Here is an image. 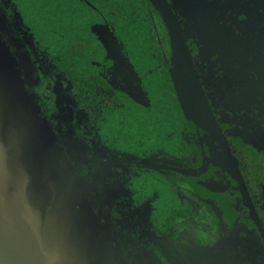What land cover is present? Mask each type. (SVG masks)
Returning a JSON list of instances; mask_svg holds the SVG:
<instances>
[{
    "label": "flooded vegetation",
    "instance_id": "flooded-vegetation-1",
    "mask_svg": "<svg viewBox=\"0 0 264 264\" xmlns=\"http://www.w3.org/2000/svg\"><path fill=\"white\" fill-rule=\"evenodd\" d=\"M81 1L92 6L88 0ZM146 1L154 10L152 12L154 23L157 24L156 30L163 49V43L167 44L170 39L168 31L158 12L156 16V10L150 0ZM167 1L182 27L194 68L212 114L238 163V170L264 230V0ZM245 15L249 19L242 22L241 16ZM253 15L256 20H252ZM161 23L165 29L161 28ZM97 26L106 27L115 35L121 46V56L107 51L94 30ZM92 31L105 49L103 59L91 61L97 73L91 82L99 91V95L102 94L101 103L115 104L117 94L121 93L149 108L151 102L144 81L130 56L124 52V45L114 33L112 25L96 24L92 26ZM0 34L6 42L14 43L13 51L18 59L25 61L28 52L31 56L34 55L38 72L53 80L49 83L50 86L53 84L54 87V83L58 85V74L50 69L49 61L39 55L21 13L16 6L10 5V0H0ZM83 48L84 45L71 47L62 58L65 60L75 58ZM73 51L75 54L70 56ZM168 55L164 53L167 58ZM24 74L33 84L38 83V78L39 82H42L38 75L31 77L30 72ZM141 90L146 95L145 100L140 96ZM55 91L53 89L56 95ZM43 97L48 102L50 97L46 91ZM60 108L62 103L57 101L55 110L52 107L48 109L47 117H50L52 122L56 114L60 115L58 113ZM79 123L82 122L79 120ZM187 124L191 128L190 145L196 152V158L188 159L187 164L177 159H166L162 153L152 154L140 160L127 155V152H122L126 154L119 156L113 153L107 158L108 150L105 146L94 141L99 139L98 133L92 137L85 135L84 130L79 133L80 137L90 144L85 142L87 145L84 144L79 149V153H84L89 160L88 163L82 162L83 165H88L86 175L96 174L95 180L98 182L105 180L116 201L117 214L121 216L119 218L115 216L114 229L124 228L121 238L130 240L131 237L134 247L140 249L154 264H195L191 251L203 246L202 241L195 236L196 227L200 226L202 219L211 218L214 235L211 239L204 240L207 243L205 246L208 247L218 241L219 235L216 234L221 233L220 223L223 220L228 229L225 230L226 233L233 229L232 234L236 233L238 237L230 235L234 240L231 245L232 256L244 255L249 262L245 264H264V233L258 223L252 220L251 210L246 205L238 183L229 173L230 167L226 159L221 155V150L216 149L217 144L208 133L198 129L192 121L187 120ZM60 135L62 136L61 132ZM115 143L113 145L119 148ZM186 152H189V148ZM148 162L158 167L146 164ZM222 163L228 171L217 166ZM192 164L196 166L191 168ZM166 166H173L179 170H198L200 175L185 176ZM146 169L170 178L173 182V191L188 201L191 210L184 219L185 225L180 224L178 217L168 232L161 234L154 229L150 220L152 214L150 201L143 202L139 207L133 206L131 196L124 185L139 171ZM258 173L260 180L256 175ZM187 179H192L196 187L207 188L205 190L208 194H199L195 187L190 186ZM216 204L220 207L222 204L227 206L232 215L231 221L228 217L221 218L219 212L215 210L213 213L218 216L211 212L209 206ZM120 208H123L121 214L118 213ZM119 222L123 224L119 225ZM237 241L241 242L235 245ZM238 262L244 264L240 260Z\"/></svg>",
    "mask_w": 264,
    "mask_h": 264
},
{
    "label": "trees",
    "instance_id": "trees-1",
    "mask_svg": "<svg viewBox=\"0 0 264 264\" xmlns=\"http://www.w3.org/2000/svg\"><path fill=\"white\" fill-rule=\"evenodd\" d=\"M88 1L92 6L81 0H10V5L16 6L21 13L39 55L46 58L50 69L58 74L59 83H54V87L49 84L53 82L51 78L38 72L34 55L28 52L25 61L18 59L13 51L14 43H7L3 39L18 62L25 88L35 106L39 107L40 116L55 133L63 150L65 165L75 174L84 190L81 182L87 176L88 165L82 162L88 163L89 160L84 153H79L87 142L80 137L79 133L83 130L89 137L98 133L99 139L94 141L105 146L107 158L113 153L119 156L127 152V155L140 160L162 153L166 159L189 163L188 159L196 158V152L191 148V128L184 117L170 74L171 41L169 39L167 44L162 42V49L153 8L146 0ZM105 23L112 25L114 33L124 45V52L130 56L143 79L151 102L149 108L121 93L117 94L115 104L101 103L102 94L99 95L91 82L97 75L91 61L103 59L105 49L92 31V26ZM161 28L165 29L163 23ZM78 45H84V48L77 57L68 60L62 58L66 51ZM164 53L169 54L168 58ZM25 72H30L31 77L38 75L42 82L38 78V83H31ZM53 89L59 95H55ZM45 91L50 97L48 102L43 97ZM55 99L62 103V108L58 112L60 115L56 114L52 122L47 115L49 108L55 110ZM187 148L189 152L185 153ZM192 165L191 168L196 166ZM124 188L130 194L133 206L139 207L143 202L150 201V220L154 229L161 234H166L178 217H188L187 213L191 210L188 201L173 191L171 179L152 170L139 171L125 183ZM119 212L121 214L123 208Z\"/></svg>",
    "mask_w": 264,
    "mask_h": 264
},
{
    "label": "water",
    "instance_id": "water-1",
    "mask_svg": "<svg viewBox=\"0 0 264 264\" xmlns=\"http://www.w3.org/2000/svg\"><path fill=\"white\" fill-rule=\"evenodd\" d=\"M150 2L170 37V74L184 114L217 144L252 220L264 233L238 163L206 99L182 27L167 0ZM94 30L109 53L121 56L111 30L103 26ZM18 67L0 35V264H119L106 230L75 174L65 165L55 133L40 116ZM217 166L228 171L223 163ZM166 168L185 176L200 175L198 170ZM220 225L225 233L223 220Z\"/></svg>",
    "mask_w": 264,
    "mask_h": 264
},
{
    "label": "rangeland",
    "instance_id": "rangeland-1",
    "mask_svg": "<svg viewBox=\"0 0 264 264\" xmlns=\"http://www.w3.org/2000/svg\"><path fill=\"white\" fill-rule=\"evenodd\" d=\"M154 9L156 10V8ZM157 12L158 11L156 10V13ZM252 20H256V17L254 15L252 16ZM73 54H75V51L71 52L69 55L72 56ZM257 170H259V168H257ZM260 172L261 171H259V173ZM259 173L256 175H257V178L260 180ZM96 178H97L96 174H92L90 176L88 174L87 176H84L81 183L83 184V187L85 186L84 192H86L87 194V197H88L87 199L90 203V206L93 212L95 213V215L97 216L101 224L103 225L102 227H104V229L107 232L108 239L111 243L113 251L115 252L117 256L119 264H154L152 261L148 260L149 257H147V255H145L140 249L134 247L135 244L133 240L131 239V237H130V240L129 238L128 239L121 238L122 233L125 231L124 228L114 229L115 228L114 219H115V216L118 217L116 201L112 197V192L109 189L108 183L105 180L98 182L95 180ZM187 181L189 182V184H191L190 186L196 188V191L199 194L201 195L208 194L206 191L207 188L196 187L194 185L195 182L192 179L191 180L187 179ZM222 207L216 204L212 206L210 205L209 209L211 210L212 213L214 210L216 212H219L218 215L221 218L228 217L229 220L232 219V215L228 211L227 206H224L222 204ZM213 214L217 215L215 213ZM233 218H234V215H233ZM179 219L181 221L180 224L185 225L184 223L185 217L180 216ZM119 221L121 220L119 219ZM200 222H201L200 226L196 227L195 236H197L198 239L202 241L201 244H203V246L197 247L191 251L195 264H239L238 262L239 260L242 261L244 264L245 262L249 263L247 261V258L244 255L243 256L242 255L232 256L231 245H232V242H234V240H232L230 235L237 237L236 233L232 234L233 229H231L228 234L226 233L228 229H226L225 233L221 231V233L216 234V235H219L218 241L214 245L206 247L205 245L207 243L204 240L211 239L213 237L214 229H213V226H211L212 221L210 217L204 218ZM120 223L122 222H119V225ZM190 225H193V224H190ZM240 242L237 241L235 245ZM190 259L192 260V257Z\"/></svg>",
    "mask_w": 264,
    "mask_h": 264
},
{
    "label": "snow or ice",
    "instance_id": "snow-or-ice-1",
    "mask_svg": "<svg viewBox=\"0 0 264 264\" xmlns=\"http://www.w3.org/2000/svg\"><path fill=\"white\" fill-rule=\"evenodd\" d=\"M249 18L245 15V16H241V21L242 22H245L247 21Z\"/></svg>",
    "mask_w": 264,
    "mask_h": 264
}]
</instances>
